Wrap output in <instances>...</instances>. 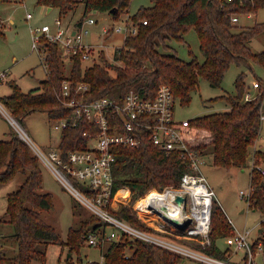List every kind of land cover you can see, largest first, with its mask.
<instances>
[{"label": "trees", "instance_id": "trees-1", "mask_svg": "<svg viewBox=\"0 0 264 264\" xmlns=\"http://www.w3.org/2000/svg\"><path fill=\"white\" fill-rule=\"evenodd\" d=\"M41 1L50 6L57 5L60 16L75 11L78 4L83 3V19L95 9L111 12L114 7H118V12L111 13L119 18L121 12L129 10L132 0ZM263 6L264 0H152L150 5H142L135 13L130 14L138 23V31L124 38V42L114 50L112 60L108 59V53L103 50L99 54L101 58L94 53L92 61L85 63L83 51H80L72 56V68L68 72L75 82L86 80L91 83L90 96L108 95L120 98L132 87L154 93L160 83L166 82L170 84L180 103L189 104L201 78L207 79L212 86H221L226 71L233 62L247 64L255 60L264 65V49L255 52L251 47L252 39L257 34L264 33V22L240 25L232 18L237 13L257 12ZM143 19H147V23H142ZM1 24L0 19V34H3ZM191 28L195 29L199 37L203 59L193 54L192 50L191 59H185L176 51H171L173 48L168 40L175 38L185 41V35ZM40 47L45 52L48 77L29 91H24L15 79H10L12 91L2 97L8 111L16 119H24L36 109L45 110L50 118L67 117L71 113L70 108L58 96L67 72L60 45L42 36ZM245 76L244 71L238 73L235 79L236 93L225 92L220 96L226 100L227 109L191 118V122L210 133L207 136L198 135L193 148L201 156L212 153L213 162L219 166H244L250 156V147L261 131L264 81L259 77L260 85L256 96L246 99ZM88 124L80 122L64 129L60 147L85 146L87 138L82 135V130ZM6 133L8 137L0 138V180L8 182L19 171L29 172L18 188L8 193L6 213L8 221L14 224L13 235L18 240V247L13 254H9L8 248L0 249V264L45 262V243L59 242L72 251L80 249L90 232L99 236L107 235L108 224L101 216L90 210L88 216L80 217V213L74 209L75 222L70 225L67 238L60 239L55 226L42 215V210L51 209L54 201L52 193L44 190L40 156L17 131L12 129ZM253 154L259 165L261 157L264 159V152L254 149ZM189 169V159L182 156L179 150L167 153L158 149L146 137L138 147L119 145L115 166L116 185L124 186L122 189H128L125 186L128 185L133 197L138 198L152 188L179 184L183 173ZM261 177L256 166L253 167L251 182L254 189L250 206L261 210L263 218L260 230L264 233V179ZM112 210L114 214L139 228L159 233V230L147 225L130 205ZM233 231L231 220L221 203L215 199L211 244L203 247V250L208 254L225 257L227 251L218 246L216 239ZM104 244L107 245L102 252L104 264H180L184 255L124 231L116 238L106 237L102 245Z\"/></svg>", "mask_w": 264, "mask_h": 264}, {"label": "built area", "instance_id": "built-area-1", "mask_svg": "<svg viewBox=\"0 0 264 264\" xmlns=\"http://www.w3.org/2000/svg\"><path fill=\"white\" fill-rule=\"evenodd\" d=\"M89 14L95 13L90 12ZM89 14L87 16H90ZM239 14H233L234 22L238 21ZM27 17H32V13H28ZM84 18L76 25L71 26V22L63 24L62 16H58L56 18L58 30L55 33L50 32V24L34 28V47L43 51L40 47V40L44 36L60 45V53L65 65L66 59H71L80 51H83V59L91 58L93 55L91 49L95 46L85 41V38L90 34L88 24L95 21L93 19L85 21ZM142 23H147V19H143ZM102 30L108 36L113 32H119L126 37L138 31V23L129 14L120 23L103 25ZM107 35L105 37H108ZM42 57L45 60V55ZM46 65L45 61V67ZM8 78V69L0 71V80H8ZM90 89V82L86 80L75 82L71 78L70 72H65L58 92L59 98L64 105L70 108L71 113L56 122L54 128L62 133L67 127L75 126L80 122H88L89 126L82 130V135L87 138L86 145L82 147H60L61 134L56 147L46 152L30 141L19 120L10 115L23 137L31 144L40 158L49 165L63 185L69 188L91 211L101 216L110 227L108 229L107 226L108 234L105 236L90 232L87 238L88 242L92 245H102L106 237L116 238L121 231H124L199 258L202 260V264H239V262L230 259L226 260L184 247L169 237L139 228L113 213L112 209H116V204L122 202V205H130L135 208L141 219L146 218L140 214L135 205L136 202L154 192L168 193L169 197H155L154 201L148 202L146 210L149 211L147 212L158 214L157 223L151 221L152 226L172 235H191V237L194 235L201 237L204 243L211 242L210 231L215 191L210 187L205 176L200 173L201 155L192 146L199 133L197 130L193 131L190 118L182 119L176 116L175 109L178 100L170 84L160 83L154 93L132 87L120 98L108 95L90 96ZM255 96L256 94L252 95L250 91L245 94L246 99ZM262 106L264 108V99ZM262 118H264V110ZM146 137H149L158 149L167 153L179 150L182 156L189 159L190 169L183 173L179 184L153 188L144 197L135 199L136 202L133 203L134 200L130 193H119L122 186L116 185L115 166L118 160V147L119 145L138 147ZM255 166L264 176V166L257 165L254 159L253 167ZM253 189L254 184L251 182L248 189L240 190V195L246 197L249 206L252 201ZM178 194L184 196L182 201L177 200ZM173 208H175V214L170 213ZM168 217L178 218L180 222L190 220V224L181 229L177 224L170 222ZM145 220L148 222L149 219ZM148 224L150 223L148 222ZM168 225L171 228H168ZM231 241L236 244L238 249H246L242 261L247 259V264L256 263L257 251L264 248V243L261 240L257 243L252 241L250 229L233 232ZM103 262L104 257L98 264H104Z\"/></svg>", "mask_w": 264, "mask_h": 264}, {"label": "rangeland", "instance_id": "rangeland-1", "mask_svg": "<svg viewBox=\"0 0 264 264\" xmlns=\"http://www.w3.org/2000/svg\"><path fill=\"white\" fill-rule=\"evenodd\" d=\"M152 0H132L129 10L121 12V17H114L110 11L98 10L95 14H89L84 18L85 21L93 19L95 22L88 24L90 34L85 38V41L93 44L95 47L91 49L92 54L100 57V53L105 50L108 53V59L114 58V50L124 42L123 33L113 32L108 37L103 33L102 26L105 24L120 23L129 14L135 13L140 6L150 5ZM47 2L41 0H0V19L2 21L1 28L3 34H0V71L8 69L10 76L8 80H0V103L8 111L2 97L12 91L10 78L15 79L24 91H29L32 88L38 87L40 81L48 77V70L45 67L43 55L45 52L40 51L33 45V29L44 24H50V32L55 33L58 30L56 18L60 16V8L55 5L48 11ZM84 11L83 3H79L75 11H71L67 15L62 16L63 24L71 22V26L76 25L81 19ZM28 13H32V17H27ZM264 22V6L260 7L257 12L240 13L236 23L240 25H252L255 22ZM105 37V38H104ZM185 41L178 39H170L168 42L172 45L171 51H176L181 57L191 59L193 54H196L200 59H203V53L200 48V40L194 28H191L185 35ZM163 47L162 45L160 46ZM251 47L255 52L264 49V33L257 34L251 41ZM164 48V47H163ZM101 58V57H100ZM98 60H100L98 58ZM72 59H66V71L72 68ZM92 58L86 59L83 62H91ZM245 72L246 91H250L252 95L258 91L257 82L259 77L264 81V65L255 60L249 61L247 64H238L233 62L226 71L224 80L221 86H212L207 79L201 78L199 86L193 91V98L189 104L176 102V116L178 118H193L198 115L208 112L225 110L228 108L226 100L220 96L225 92L236 93L237 88L235 79L238 73ZM219 97V98H217ZM217 98L216 100H210ZM61 118H50L45 110L36 109L29 112L24 119H19L20 124L27 132L30 141L38 145L42 150L48 151L56 147L60 141L61 131L54 128V124ZM193 131L197 130L200 134L209 135V131L200 128L192 122ZM197 127V129H196ZM14 129L22 137L20 129L15 126L10 116L0 105V138L8 137L9 130ZM33 148V147H32ZM34 149V148H33ZM257 149L264 152V118H262L261 131L256 139V142L250 147V156L248 162L244 166L223 167L216 165L213 162L212 153H207L201 156L199 161L200 173L206 178L210 187L214 188V199L218 200L224 208L228 218L233 225V232L243 229L251 230V239L256 243L261 240L264 243V233L260 230V222L263 214L260 209L247 204L246 197L240 195L241 189H248L251 183V172L254 158L253 151ZM258 162L264 166V159ZM260 159H258L259 161ZM256 161V160H255ZM41 166L43 171L44 190L49 191L53 195L54 206L51 209L42 210L44 219L55 226L60 239L65 240L68 235V229L75 222L74 209L80 213V217L88 216L90 209L77 197L75 194L63 185L52 172L48 164L41 158ZM28 170L19 171L17 175L8 182L0 180V249L8 248L9 254L15 253L18 247V240L13 235L14 224L8 221L7 198L8 193L17 189L25 180ZM264 179V176L262 177ZM173 185V184H171ZM157 188V187H155ZM153 189V188H152ZM123 188L120 193L126 192ZM129 192V191H128ZM147 194V193H146ZM145 194V195H146ZM133 197L132 191L130 192ZM133 197L135 199H139ZM153 195L152 199L155 197ZM150 199V200H152ZM149 198L143 199L144 204ZM139 201L136 202V204ZM122 202L116 204V209L122 207ZM135 209V208H134ZM145 213V214H144ZM143 221L152 226V222H156L155 218L158 215L142 212ZM149 217H148V216ZM154 216V217H152ZM190 224V223H189ZM188 224V225H189ZM187 225V226H188ZM153 227V226H152ZM168 228H171L169 225ZM110 227L108 226V229ZM155 228V227H154ZM156 229V228H155ZM159 230V229H157ZM153 231V230H152ZM163 237H169L175 240L184 247L194 249L203 253V247L209 246L211 242H202L201 237L191 235L177 236L166 231L159 230L157 233ZM231 234L220 236L216 239L218 246L222 250H226V260L239 262V264H247V259L242 261L246 254V249H238L236 244L231 241ZM211 240V236H210ZM107 245H92L88 239L84 241L79 250H70L67 245L59 242L45 243L44 248L47 251V260L45 262L35 261V264H97V261L103 259V253ZM208 254V252L206 253ZM212 255V254H210ZM256 263L264 264V248L258 250L255 255ZM180 264H202V260L190 255L184 254Z\"/></svg>", "mask_w": 264, "mask_h": 264}, {"label": "bare ground", "instance_id": "bare-ground-1", "mask_svg": "<svg viewBox=\"0 0 264 264\" xmlns=\"http://www.w3.org/2000/svg\"><path fill=\"white\" fill-rule=\"evenodd\" d=\"M123 189L122 188H120L119 189V193L122 191ZM154 194H155V192H154ZM153 194V195H154ZM165 197V196H167V197H169V195H168V193H156V195H155V197ZM153 198L152 199V197H151V195L148 197L149 198V200H147L144 204H142V206H141V203H142V201H143V199H147V198H143V199H141V200H139V202L137 203V204H135L136 205V207L139 209V212H140V214H142V212H146V213H148L147 211H149V210H146V207H147V205H148V202L149 201H154V199H156V198ZM150 198L152 199V200H150ZM174 209L175 208H173V210H171L170 211V213L171 214H175L176 212L174 211ZM145 214V213H144ZM150 214V213H149ZM152 214H154V213H152ZM158 215V214H157ZM148 216V215H147ZM149 217V216H148ZM152 217H154V216H152ZM154 219L156 220L157 218H155L154 217Z\"/></svg>", "mask_w": 264, "mask_h": 264}, {"label": "water", "instance_id": "water-1", "mask_svg": "<svg viewBox=\"0 0 264 264\" xmlns=\"http://www.w3.org/2000/svg\"><path fill=\"white\" fill-rule=\"evenodd\" d=\"M91 12L92 13H96V12H98V10L95 9V10H93ZM111 12L114 13V14L117 13L118 12V7L112 8L111 9ZM183 199H184V196L183 195H181V194H178L177 195V200L178 201H182ZM168 219H169L170 222H172L174 224H177L181 229L186 228L187 225L190 223V220H187L185 222H180L179 219L178 218H175V217H168Z\"/></svg>", "mask_w": 264, "mask_h": 264}, {"label": "crops", "instance_id": "crops-1", "mask_svg": "<svg viewBox=\"0 0 264 264\" xmlns=\"http://www.w3.org/2000/svg\"><path fill=\"white\" fill-rule=\"evenodd\" d=\"M54 6H48V11H50L52 8H53ZM97 13V12H96ZM124 36V35H123ZM66 67V66H65ZM9 76H10V72H9ZM10 79H13L12 77L10 78ZM260 83V79H259V81L257 82V88L259 89V84ZM258 91V90H257ZM0 105L2 106V108H4V110L6 111V113H7V115L8 116H10V115H12L9 111H7L6 109H5V107L0 103ZM13 116V115H12ZM11 119V118H10ZM125 186H127L128 187V189H127V191H126V193H130L131 192V189H130V187L128 186V185H125ZM122 187H124V186H122ZM214 189V188H213ZM129 191V192H128ZM227 254H229V253H227Z\"/></svg>", "mask_w": 264, "mask_h": 264}]
</instances>
